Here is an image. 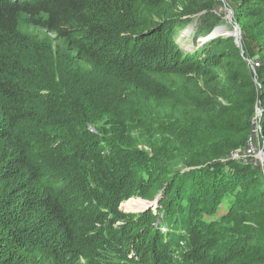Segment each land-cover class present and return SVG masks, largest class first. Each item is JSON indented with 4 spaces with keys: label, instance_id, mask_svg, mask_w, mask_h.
Masks as SVG:
<instances>
[{
    "label": "trees",
    "instance_id": "obj_1",
    "mask_svg": "<svg viewBox=\"0 0 264 264\" xmlns=\"http://www.w3.org/2000/svg\"><path fill=\"white\" fill-rule=\"evenodd\" d=\"M225 1L257 77L245 40L199 46L217 0H0V264H264V172L231 159L264 146V0Z\"/></svg>",
    "mask_w": 264,
    "mask_h": 264
},
{
    "label": "rangeland",
    "instance_id": "obj_2",
    "mask_svg": "<svg viewBox=\"0 0 264 264\" xmlns=\"http://www.w3.org/2000/svg\"><path fill=\"white\" fill-rule=\"evenodd\" d=\"M218 2L221 3V5L217 6L214 10L213 13L216 14L219 18H220V23L219 25H217L215 27V29L213 30V32L217 33V30L220 28H224L225 30L223 31L222 34L217 35L216 34V38L218 37H233L235 39H237L240 42L239 47L242 49V53H245L246 51V55L248 56V61L250 62V64L253 66L256 74L255 77H257V72H259V70L261 69V67L263 66V61L259 55V47L261 46V41L260 38L257 37L255 34H248V35H243V32L241 30V28L239 27V25L235 22V18H234V13L233 11L228 7L227 3L225 0H217ZM204 14L201 13L200 15ZM199 18H197L195 20V22H193L186 31H184L181 36L179 37L178 43L181 46V48L186 51L187 53H192L195 48H196V44L194 43V38H193V30L195 29L196 23L198 21ZM193 28L192 32H190V30ZM22 33L30 38L31 40H35L39 43H42L43 45H49L52 46V49L54 51V55L53 58L54 60L56 59L57 62L56 64H65V62L63 61V58L59 57L58 54V49L60 48L63 52H60L61 55H64V52L67 53V51L64 49L63 45H61L60 42L55 40V36L47 33L44 30H41L37 27H33L31 26L29 23L25 22L23 24L22 27ZM192 34V35H191ZM215 39V38H214ZM243 40H245V51H244V43ZM200 45H202V40L198 41ZM68 63V62H67ZM258 70V71H257ZM149 108V106H144L141 108H136L133 107L132 104H127L124 105L123 104L118 108V112L120 114H124V115H129L131 117H133L134 114H141L145 109ZM258 116H261L259 111H258ZM253 124L256 123L257 128L255 129L256 132L258 131V133L260 134V126H259V121L257 120V117L255 116V118H253L252 120ZM92 131H94L95 133H97V129L96 128H92ZM132 133L135 137L134 142L136 143V145H138V148L143 150V142H144V138H146V135H143V131L138 129L137 127V122L132 123ZM256 139V142L258 137H254V140ZM257 144V143H256ZM259 145V144H257ZM260 146V145H259ZM258 146V151L256 152L255 155L252 156H248V157H244V159L241 160H235L231 157V159L239 162L240 165H243L245 167L247 166H252L254 168H257L259 170H261L262 172H264V159L261 157V146ZM240 152H244V150L240 151ZM245 155V152L243 154V156ZM130 201H133V206L131 207V209H129L130 211H127L125 208H123V205L125 203H128ZM149 201L141 198V197H134L131 198L130 200L122 203L120 209L127 214H140L141 212L143 213V211H145L148 206H149ZM231 206V200L230 199H225L223 204L221 205V207L219 208V211L217 213V215L214 217L219 218L223 215H225L229 208ZM145 209V210H144Z\"/></svg>",
    "mask_w": 264,
    "mask_h": 264
},
{
    "label": "built area",
    "instance_id": "obj_3",
    "mask_svg": "<svg viewBox=\"0 0 264 264\" xmlns=\"http://www.w3.org/2000/svg\"><path fill=\"white\" fill-rule=\"evenodd\" d=\"M245 152V155L243 156L244 152H234L232 153L231 157L235 160H241L244 159V157L255 155L258 151V146L255 144V142L250 139L246 145V147L243 149Z\"/></svg>",
    "mask_w": 264,
    "mask_h": 264
},
{
    "label": "water",
    "instance_id": "obj_4",
    "mask_svg": "<svg viewBox=\"0 0 264 264\" xmlns=\"http://www.w3.org/2000/svg\"><path fill=\"white\" fill-rule=\"evenodd\" d=\"M192 30H193V28L190 30V32H192ZM217 36H216V33L215 32H213L210 36H208L207 38H205V39H202V42L203 43H205L206 41H208V40H211V39H214V38H216ZM231 37V36H230ZM236 40V43H237V45L239 46L240 45V42L237 40V39H235ZM259 113H260V115H262V112L261 111H259ZM261 157L264 159V146L262 147V150H261ZM161 194L156 198V200L155 201H153V202H150L149 203V207L145 210V211H148V210H150V209H153V210H155V211H157L158 210V205H159V201H160V199H161ZM145 211H143V212H145ZM142 213V212H141Z\"/></svg>",
    "mask_w": 264,
    "mask_h": 264
},
{
    "label": "bare ground",
    "instance_id": "obj_5",
    "mask_svg": "<svg viewBox=\"0 0 264 264\" xmlns=\"http://www.w3.org/2000/svg\"><path fill=\"white\" fill-rule=\"evenodd\" d=\"M224 30H225L224 28H220V29H218L216 34H217V35L222 34ZM148 207H149V206H148ZM148 207H147V208H148ZM147 208H145V209H147ZM130 209H131V208H130ZM145 209H144V210H145ZM127 211H130V210L128 209Z\"/></svg>",
    "mask_w": 264,
    "mask_h": 264
}]
</instances>
